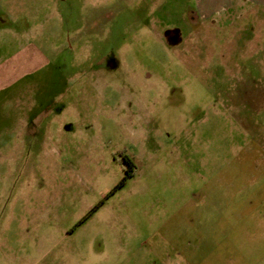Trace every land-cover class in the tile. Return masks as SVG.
<instances>
[{
    "label": "rangeland",
    "instance_id": "obj_1",
    "mask_svg": "<svg viewBox=\"0 0 264 264\" xmlns=\"http://www.w3.org/2000/svg\"><path fill=\"white\" fill-rule=\"evenodd\" d=\"M0 16V128L24 116L0 131V264L246 253L264 0H0Z\"/></svg>",
    "mask_w": 264,
    "mask_h": 264
},
{
    "label": "crops",
    "instance_id": "obj_2",
    "mask_svg": "<svg viewBox=\"0 0 264 264\" xmlns=\"http://www.w3.org/2000/svg\"><path fill=\"white\" fill-rule=\"evenodd\" d=\"M9 24V18L5 16H0V25ZM12 77V74H8ZM10 79V78H9ZM3 81H6L3 79ZM8 82V81H7ZM13 115H20L14 119L6 118L4 123H1L2 128L0 131L7 130L10 127L14 130H20L23 126L20 121H24V116L22 112H17L16 110L11 112ZM6 121V122H5ZM12 122V123H8ZM16 121V123H15ZM19 122V123H18ZM11 129V128H10ZM264 193V192H262ZM249 212L253 211L256 213L250 214L248 216V221L244 224L246 239L249 242V248L245 254H227L228 264H264V205L250 204ZM258 212V213H257ZM245 218V216H244ZM203 258V257H202ZM213 264V258H212Z\"/></svg>",
    "mask_w": 264,
    "mask_h": 264
}]
</instances>
